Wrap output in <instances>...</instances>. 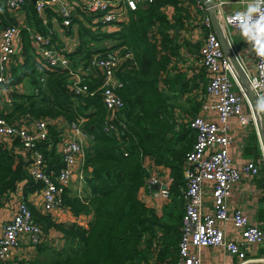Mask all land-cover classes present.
<instances>
[{
	"label": "trees",
	"instance_id": "16d2710c",
	"mask_svg": "<svg viewBox=\"0 0 264 264\" xmlns=\"http://www.w3.org/2000/svg\"><path fill=\"white\" fill-rule=\"evenodd\" d=\"M194 2H146L130 9L128 19L113 31L94 30L78 23L79 42L73 50L66 51L74 59L73 65L101 50L99 43L106 38L112 39L114 46L122 45L132 52L133 63L119 71L122 84L117 92L123 100L119 117L125 125L118 136L104 129L106 108L101 93L98 90L93 93L71 91L70 75L66 70L45 67L34 57L30 32L26 25L20 26L23 59L18 66L11 67L10 82L27 79L33 89L27 92L15 89L12 106L0 115L11 118L29 113L47 119L63 116L67 121L79 116L85 118L82 128L89 140L84 146L81 167L87 190L74 193L66 187L61 194V203L76 215L92 213V218L87 226L76 222H55L50 214H39L30 206L36 220L45 229L54 226L67 240L59 248L47 242L38 243L32 256L16 260L14 264L175 262L185 200L183 163L187 151L193 146L195 131L187 119L178 120L175 115V93H183L190 86L185 84L183 73L176 66L181 42L174 30L183 27L185 19L191 16L188 5ZM0 5L5 9V3ZM170 6L173 9L171 17L166 10ZM22 8L28 26L46 31L49 24L42 22L32 0H27ZM46 12L49 18L52 11L47 9ZM0 18L3 25L14 23L1 14ZM68 31H73L72 26ZM92 81L86 79L91 91L97 86ZM198 102L188 106L190 109L185 112L188 116L197 113L201 99ZM48 133L46 138L37 142L36 149L43 156L42 167L47 172L56 173L62 161L56 148L60 137L55 123L48 125ZM18 143L17 138L12 142L0 138V207L20 182L24 199L42 186L40 180L29 174V160L15 149ZM147 160L169 169L171 181L167 188L172 208L166 217L146 204L139 194L140 188L146 187L149 178L154 176L148 170ZM260 170L264 171V163ZM259 211L264 217V206Z\"/></svg>",
	"mask_w": 264,
	"mask_h": 264
},
{
	"label": "built area",
	"instance_id": "2783aa9c",
	"mask_svg": "<svg viewBox=\"0 0 264 264\" xmlns=\"http://www.w3.org/2000/svg\"><path fill=\"white\" fill-rule=\"evenodd\" d=\"M27 0H5L7 9H21ZM152 0H34V7L44 24L51 16L59 19L63 29L84 23L97 30L100 25L107 28L117 25L128 18L130 9ZM253 10L238 9L227 12L224 21L241 32L247 39L254 72L245 70L251 88L257 93L264 106V0H253ZM190 6V20L197 16L196 24L205 27L200 44V65L206 76L204 94L201 96L199 111L187 118L190 127L195 131L193 146L187 151L183 163L185 178L184 209L181 218L178 255L170 264H203L198 252H191L190 246H220L225 252L236 257L239 262L246 259L244 242L250 245L264 243V229L252 223L248 214L242 209L229 213L227 197L231 185L238 180L241 172L258 175L264 163L248 160L235 165L229 154L231 118L239 124H250L256 130L255 117L248 104L247 97L241 88L232 68L228 55L224 53L216 31L211 28L210 18L202 0H195ZM47 9L52 11L47 17ZM26 25L30 32L34 57L48 68L66 70L70 75V90L73 92L99 91L106 108L104 129L118 136L125 123L119 117L123 106L122 97L117 88L122 84L119 71L125 65L133 63L132 52L124 46L106 45L105 48L91 53L87 59H80L76 65L66 53L62 43L56 39L53 28L41 31ZM20 26L17 23L2 24L0 21V106L5 105L6 112L13 103L11 91L10 65L16 55L23 58ZM116 28H110L114 30ZM20 42V43H18ZM86 79L97 86L91 91ZM215 98V101L212 100ZM209 110H215L216 119L208 117ZM85 118L79 116L72 121L58 118H41L29 113L6 118L0 115V137L12 142L18 139L16 150L22 149L27 160V170L34 178L42 182L38 189L41 199L38 210L52 213L59 208H67L61 203V194L72 179L77 169V186L83 183L81 169L84 160V145L89 135L82 128ZM61 122V124H59ZM55 123L59 130V141L56 144L60 153L62 166L56 173L47 172L42 167L43 156L36 149L38 141L48 136V125ZM28 154V155H27ZM158 183L156 176H151L148 185ZM162 196H168V188L159 190ZM209 192L213 201V212L204 209V197ZM231 219L239 227L240 240L226 236L220 222ZM50 238L45 229L36 220L27 200L20 198L15 204L13 215L3 221L0 233V264H12L15 259L33 254L30 247L38 243H48ZM168 264V263H167Z\"/></svg>",
	"mask_w": 264,
	"mask_h": 264
},
{
	"label": "crops",
	"instance_id": "0c3cea01",
	"mask_svg": "<svg viewBox=\"0 0 264 264\" xmlns=\"http://www.w3.org/2000/svg\"><path fill=\"white\" fill-rule=\"evenodd\" d=\"M0 3H5V0H0ZM253 6V0H214V8L221 24L222 32L226 42L231 46L244 70L251 72H254L255 70L246 36L237 28L225 23L224 16L227 12L238 9L252 11ZM166 10L168 16L171 17L173 14L172 7L170 6L166 8ZM0 14L6 19H12L18 25L27 24L24 8L11 11L7 9L6 4L5 9L0 5ZM196 18L197 16L194 15V17L192 16V20H190V17L185 19L183 27L180 26L174 30V32L178 33L179 40L181 42L176 66L180 68L181 72L183 73L182 77L185 80V84L190 86V89L185 90L183 93H175L176 90L172 91L177 94L174 105L175 115L178 120L183 121L184 118L186 120L189 117L188 114L185 113L190 109L188 106L194 102H200V99L202 98L201 96L204 94L206 83V76L203 68L200 65L199 52L200 44L205 32V27H203L201 24H196ZM46 24H49V28L54 29L56 39L59 43L64 45V48L67 51L73 50L78 44V31L77 33H73V31H68L67 33L68 29H63L65 27L61 26L58 18L51 16V21L48 19ZM73 26L74 25H72V28ZM211 28L213 29L212 25ZM70 36H72V38ZM100 45V47L103 48L104 44ZM20 57V54L14 57V61L10 65V69L13 65L18 66V64L21 63L23 58L19 61ZM13 84L14 89L11 91V94L15 89L20 92L30 91V89L22 88L20 82ZM212 100L215 101V98L212 97ZM2 112H6L5 105L0 106V113ZM206 115L214 120L216 119L215 110H209ZM58 119L65 120L63 116H59ZM59 124H61V122ZM228 134L230 135L231 140L228 151L235 165L241 164L242 162L251 159L258 160L261 163V156L263 152L257 132L252 125H241L238 123L235 117L231 118ZM88 140L89 138L86 139L85 145L87 144ZM19 151L22 154L25 153V151L22 149H19ZM146 165L148 166L150 174L157 177L158 183H151L150 185H146L144 188H140L139 194L146 204L153 207L158 212V214L166 217L168 211L172 208L171 198L169 195L166 197L162 196L159 190L161 188L168 187L167 184H169L171 181L169 169L162 166H157L153 161L150 160L146 161ZM76 172L77 169H75L73 172L72 179L70 180L67 187H69L74 193H81L87 189L84 188V181L78 188ZM263 181L264 171L259 170L258 175H251L246 172H241L238 180H236L230 187V192L227 197V206L230 214L233 213V211L237 208L242 209L248 214L252 223L259 224L264 228V217L260 215L259 211L260 208L264 206V200H262L264 194V185L262 184ZM38 191L39 190H35L25 197L29 201L30 206L39 211V214H46V212L38 210L39 201L41 199V195ZM23 194V185L22 182H20L15 190L10 191L9 198L0 207V233L2 230L3 221L13 215L15 211V204L21 197L24 198ZM204 198V209L206 211L213 212V201L211 194L207 192ZM48 214H50L51 220L55 222H76L82 226H87L88 222L92 218V213H82L76 215L68 208H59L54 210L52 213L48 212ZM219 224L224 229L227 237L234 240L241 239L239 227L235 226L231 219L221 221ZM48 231L50 238L54 237L50 242H48L50 245L59 248L65 244L67 239L61 230L55 228L54 226H50ZM244 248L246 249L247 254L246 259L242 262H239L240 260H238L236 257L228 255L220 246L202 245L197 247L191 245L190 251L198 252L203 264H264V243L260 245H250L244 242ZM29 251L34 254L35 247H30ZM30 256H32V254ZM30 256L24 255L18 259H15V261L19 259H28Z\"/></svg>",
	"mask_w": 264,
	"mask_h": 264
},
{
	"label": "water",
	"instance_id": "95a60500",
	"mask_svg": "<svg viewBox=\"0 0 264 264\" xmlns=\"http://www.w3.org/2000/svg\"><path fill=\"white\" fill-rule=\"evenodd\" d=\"M202 2L210 18L211 25L213 29L216 31V34L220 40L221 47L224 50V53L229 56L231 63H232L233 71L236 75V78L247 97L248 104L250 105L253 111V114L255 116L256 132H257V136L259 138L261 149L264 155V106H263V103L260 97L258 96V94L253 92L244 68L242 67L240 61L238 60L237 56L233 52L231 46L226 42V39L222 32L221 24L218 20V16L214 8V0H202Z\"/></svg>",
	"mask_w": 264,
	"mask_h": 264
},
{
	"label": "rangeland",
	"instance_id": "374dc122",
	"mask_svg": "<svg viewBox=\"0 0 264 264\" xmlns=\"http://www.w3.org/2000/svg\"><path fill=\"white\" fill-rule=\"evenodd\" d=\"M190 5V4H189ZM190 8V6H189ZM128 19V18H127ZM120 23L117 24V25H111V26H108L107 28H104V26L100 25L99 27H96V28H99V30H109L110 28H119L120 27ZM73 33H77L78 31V24H73ZM90 28V27H89ZM115 30V29H114ZM113 31V30H111ZM74 35V34H73ZM72 38V36H70ZM103 42V43H102ZM99 44H104L103 46H106V45H111L112 44V39H109V38H106L104 40H102ZM20 85L22 88L24 89H32V86L28 83L27 79H23L21 82H20ZM54 238V237H51V239Z\"/></svg>",
	"mask_w": 264,
	"mask_h": 264
},
{
	"label": "bare ground",
	"instance_id": "6f19581e",
	"mask_svg": "<svg viewBox=\"0 0 264 264\" xmlns=\"http://www.w3.org/2000/svg\"><path fill=\"white\" fill-rule=\"evenodd\" d=\"M255 117V116H254Z\"/></svg>",
	"mask_w": 264,
	"mask_h": 264
}]
</instances>
